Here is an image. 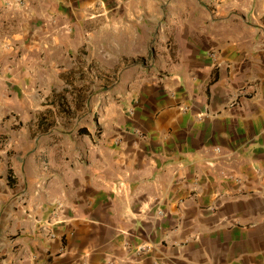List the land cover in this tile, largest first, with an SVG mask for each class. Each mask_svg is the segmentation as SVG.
<instances>
[{"label":"crops","instance_id":"0c3cea01","mask_svg":"<svg viewBox=\"0 0 264 264\" xmlns=\"http://www.w3.org/2000/svg\"><path fill=\"white\" fill-rule=\"evenodd\" d=\"M0 264H264V0H0Z\"/></svg>","mask_w":264,"mask_h":264},{"label":"built area","instance_id":"2783aa9c","mask_svg":"<svg viewBox=\"0 0 264 264\" xmlns=\"http://www.w3.org/2000/svg\"><path fill=\"white\" fill-rule=\"evenodd\" d=\"M242 92H243V91H242ZM122 185H123V184H122L121 182H118V183H117V188H116V190H117L118 193L121 192V190H122ZM57 208H60V205H58ZM60 222H62V221H60ZM47 236H48L49 238L52 237L51 233H48Z\"/></svg>","mask_w":264,"mask_h":264},{"label":"rangeland","instance_id":"374dc122","mask_svg":"<svg viewBox=\"0 0 264 264\" xmlns=\"http://www.w3.org/2000/svg\"><path fill=\"white\" fill-rule=\"evenodd\" d=\"M74 80H76V79H74Z\"/></svg>","mask_w":264,"mask_h":264}]
</instances>
